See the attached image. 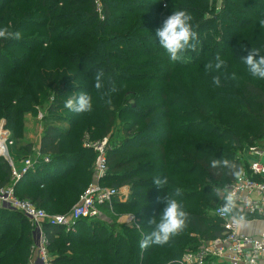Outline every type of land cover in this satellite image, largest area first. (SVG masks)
I'll return each mask as SVG.
<instances>
[{
	"label": "trees",
	"instance_id": "1",
	"mask_svg": "<svg viewBox=\"0 0 264 264\" xmlns=\"http://www.w3.org/2000/svg\"><path fill=\"white\" fill-rule=\"evenodd\" d=\"M5 1L8 2L2 6L4 16H13L15 10L17 15L21 12L17 8L19 3L26 2V25L38 23L40 14L48 16L50 22L70 21L61 28H48L60 32V40L55 43H68L70 40H63V36L84 29L81 37L72 41L75 54H58L74 67L79 63L77 69L84 77L87 71L81 62L96 59L105 46L111 48L105 63L99 64L100 69H105L104 88L98 91L92 84L95 108L91 112H72L56 95H66L69 80L77 83L81 77L68 79L61 69L56 74L46 57L37 56L32 63L34 52L26 54V62L22 63L26 74L16 72L17 84L0 88V123L10 132V141L14 143L10 155L16 166L28 159L21 157L33 156L34 146L26 143L17 147L14 142L13 134L22 123L23 114L14 110L13 103L17 101L25 107V102L26 110L34 113L45 93L50 90L49 99L56 95L42 123L40 157L34 168L15 183L19 199L30 201L51 215L68 214L97 177L95 162L86 158L87 150L82 147L86 135L88 141L110 136L128 105L140 115L137 120L122 123L118 138L113 136L109 140L106 179L100 181L106 188L129 187L127 201L115 198L101 208L100 216L80 220L69 231L63 226L45 225L51 264H180L188 251H197L202 242L222 237L223 221L215 211L225 201L218 190L233 183L237 173L249 172V166L237 158L244 146L264 151V79L253 77L243 62L251 47L264 55V28L260 26L264 0H223L219 13H215L211 0H155L157 6L147 4L146 0H105L104 22L98 21L92 0L84 5L73 0V6L81 8L54 18L51 14L66 0H34L38 8L33 12L29 10L32 0ZM229 8H239L237 13L246 16V20L232 15ZM175 10H185L193 17L191 23L198 39L194 41V50L188 49L184 58L172 61L155 33ZM116 12L121 16H114ZM221 17L229 23H221ZM216 24L221 30L216 38L203 36L207 28ZM110 28L115 30L107 34L105 31ZM14 40L2 39L0 49L21 43ZM23 43L20 45L24 46ZM129 43L139 45L144 53L127 57L134 54L132 46H126ZM217 54L226 66L220 72L210 73L205 65L214 62ZM233 73L234 80L229 78ZM215 75L221 76L219 86L213 84ZM120 81L136 88L116 91L111 94V104L105 103L101 94ZM149 84L164 88L152 90ZM78 89L88 91L85 86ZM14 90L24 93L26 99H19ZM181 105V115L172 112ZM171 119L176 122L171 123ZM185 119L193 121L186 123ZM195 119H204V124ZM220 130L224 132L219 134ZM213 159H227L234 167L212 168ZM157 177H167L165 188L153 183ZM13 185L11 166L0 158V190ZM177 189L181 192L177 199L188 214L185 227L168 243L142 249L140 242L151 231L148 221L158 217L164 207L159 198L167 192L174 194ZM117 211L121 213L115 219L130 215L133 222L117 225L116 220L107 217ZM82 226L85 236L78 237L74 229ZM33 230L20 213L0 207V264H29Z\"/></svg>",
	"mask_w": 264,
	"mask_h": 264
},
{
	"label": "rangeland",
	"instance_id": "2",
	"mask_svg": "<svg viewBox=\"0 0 264 264\" xmlns=\"http://www.w3.org/2000/svg\"><path fill=\"white\" fill-rule=\"evenodd\" d=\"M83 5L85 3V1L87 0H80ZM93 1V4H95V1ZM250 2H253L254 0H249ZM5 2V0H0V27H8L11 31H16L15 29L17 28V26H19V24L21 23V25L18 27L19 31L21 33V38L20 39H15L18 40V42H24L23 45H20L21 43H19L18 45H12V47H10L7 50H4V48L0 49V88L3 86L6 87H13L15 86L17 83V78L16 76V72H19V74H26V66H23L22 63L26 62V54L32 53L34 52L33 58H32V63L36 61V57L40 56V57H46L48 58L51 63V70L54 69V71L56 72V74L60 73L58 72V69H61V74L63 75H68V79L73 78L75 79L73 76L78 75L80 78V81H78L77 83L71 82V80H69L70 82H68L67 84V90L65 92L66 95H64L63 97H59L58 94L57 98L59 99V101L63 102L65 104V101L74 95H78L79 93L83 92V91H79V87L82 90V87L85 86L86 88H88V91H84L83 93H87L92 97V100H94V92L92 89V84H95V80L94 77L97 74V72L99 71H103L105 72V69L103 68H99V64H104L105 60H107V52H111V48L109 46H105L101 51H100V55L97 56L96 59L91 60V61H87V62H81L83 64V66L86 69V73H85V77L83 76L84 73H82L80 70H78L77 66H79V63L75 65V67L70 63V60L68 59H64L61 56H58V54H60L61 52L63 53H71V54H75L77 51L76 46H75V42H72L74 40H78L81 35L84 33V29L82 31H75L72 35L68 34L66 37L63 36L62 39L63 40H70V42L66 43V42H62L61 43H55L56 40H60L59 36H60V32L55 31V30H48V28H50V26H56L58 28H61L62 26H66L69 24L70 21H64L61 23H56V22H50V18L48 16H45L44 14H40L37 18L40 20L38 23H33L32 24H27L26 25V6L25 3H19V6L17 8H19L21 10L20 13H18L16 15V10L13 12V16L12 13H9V15H5L3 14L2 11V6ZM101 4L104 6L105 5V0H100ZM141 3H145V0ZM147 4H152L153 6H157V2L155 0H146ZM212 5L214 6L215 9V13H219L222 9L223 6V0H211ZM73 7V8H72ZM16 8V9H17ZM29 10H31L32 12L35 11V8L37 7V2H34V0H32L29 3ZM75 8H81V7H74L73 6V0H66L64 2H62L61 4H59V7L57 10H54V12L51 14V18H54L55 16H57L60 13H64V12H69V10H75ZM239 8H229L227 11L231 12L232 15L234 16H239V17H243L246 20V16H242L240 14H238L237 12H239L238 10ZM97 10V9H96ZM241 10V9H240ZM98 12V11H97ZM226 15V14H225ZM114 16H121L119 15V13L116 12V15ZM224 16V15H223ZM105 18V14H104V10L102 9V11L100 13H98V21L100 22H104ZM15 21L16 23V27H14V23ZM49 21V23H48ZM99 22V23H100ZM221 23H229V20L226 18L224 19L223 17H221L220 20ZM45 24H49L48 26H45ZM220 24V23H218ZM218 24H216L215 26L209 27L207 28L204 33L203 36H207V37H212V38H216L217 33L221 32L220 28L218 27ZM96 28V25L94 26L93 30ZM115 29H107L105 32L107 34H111L112 31ZM74 35V36H73ZM58 36V37H57ZM75 37H77L75 39ZM45 39V40H44ZM2 39H0L1 41ZM14 40V41H15ZM44 40V41H43ZM218 41V39H217ZM128 48H131L132 46V50L134 51L133 55L128 54L127 57H133L134 55H140L143 54L144 51L142 48H139L137 46L132 45V43H129L126 45ZM75 49H74V48ZM134 48V49H133ZM147 49H149L147 47ZM118 50V52H123V49H116ZM182 58H184V56H182ZM38 62V61H37ZM38 64H41L40 62H38ZM17 69H19V71H17ZM95 72V74H94ZM26 76V75H25ZM184 78H186V76H184ZM189 79V78H188ZM23 84H25L23 82ZM257 84V83H256ZM126 84L123 83L122 81L117 82L115 84V86L117 87L118 91L120 90H134V87H128L125 86ZM150 88L152 90L154 89H160V88H164V86H158V88L154 87L155 85H151L149 84ZM261 85V84H259ZM263 86V85H261ZM264 87V86H263ZM121 91V92H122ZM15 93H17V96L19 99H26V95L20 91H16L14 90ZM49 93H45V97H42L39 105L37 107V111L36 112H32L26 110V105L23 103V106L25 107H20V105L18 104L17 101H15L13 103V107L15 111H21L23 114V117L21 118L22 122L18 129H16L14 131V142L17 145V147H22V144H26V143H30L33 144L34 146V150L33 151V156L30 157L31 159H34V161L37 159V153H38V143H39V139L42 135L43 129H42V123L44 120V117L47 115V107L49 104H51L54 100H56V95L55 97H50V90L48 91ZM1 91H0V95H1ZM48 94V95H47ZM151 94V93H150ZM150 94H148L147 96H149ZM176 97V96H174ZM96 98V97H95ZM96 100V99H95ZM143 106H146L143 105ZM183 105H181L178 109H172V112L176 111V114H180L181 115V111ZM93 108H95V106H93ZM126 110V113H124L123 115H121V118L118 120V125H115L113 132L110 136L100 140V138H97L96 140H91L88 141V136L86 135V139L84 141V143L82 144V147L87 150V155L86 158H91L92 160H94V166L96 168L97 166V160L99 157V151L98 148L103 145L106 141V145H105V152L109 147V140H111V138L113 136H117L119 135V130L121 129V125L124 122H130L133 120H137V118L140 116L139 114L137 115L136 113H134L135 110H133L134 108L131 106H126L124 107ZM127 108V109H126ZM120 117V116H119ZM193 120H189V119H185L186 123H190ZM194 121H197L199 124H204V119H195ZM174 123L176 121H173L171 119V123ZM1 124V123H0ZM205 125H202L201 127L204 129ZM220 127H223L226 129L225 125H221ZM201 128V129H202ZM209 130H211L210 128H208ZM224 129V130H225ZM228 130V129H226ZM224 131L220 130L219 134H222ZM78 134V133H77ZM192 134V133H191ZM116 140V139H115ZM256 147V145H255ZM251 154V149L250 147L246 148V146H244L240 152L237 154V158H239L242 162H244L246 164V166L248 167V159L250 158ZM28 155V154H27ZM22 159L24 158H28L29 156H25V157H21ZM25 160V159H24ZM20 164V163H19ZM106 179V174L100 179V181H102L103 179ZM97 180V179H96ZM95 180V181H96ZM228 186H226L227 188ZM226 188H222L220 190H218V195L220 197H222V192H224L226 190ZM120 190V196H123L124 194H130V188L129 187H122ZM127 201V200H126ZM121 212L117 211L115 214L113 215H107V217L110 219H114L113 221L116 223L117 225H123V223L126 225V220H123L122 223V218L125 216H121L119 219L121 220V222H119V219H115L116 216H118ZM214 214V213H213ZM130 224V223H129ZM127 224V225H129ZM74 232L76 234H78V237H82L85 236V226L82 227H75ZM189 252V251H188ZM32 255L30 257L29 260V264L30 261L32 260V256H33V252H31Z\"/></svg>",
	"mask_w": 264,
	"mask_h": 264
},
{
	"label": "built area",
	"instance_id": "3",
	"mask_svg": "<svg viewBox=\"0 0 264 264\" xmlns=\"http://www.w3.org/2000/svg\"><path fill=\"white\" fill-rule=\"evenodd\" d=\"M94 1L100 13L103 5L100 0ZM106 142L98 148L100 153L96 166L98 181L84 192L78 204L68 214L51 215L30 201L21 200L16 196L15 183L34 168L36 160L25 159L16 166L10 156V147L14 144L10 141V132L3 122L0 124V158L9 162L14 182L13 186L0 190V207L20 213L33 226L35 260H31L30 264H51L49 241L43 229L45 225L63 226L69 231L80 220L100 216L101 208L111 204L115 198L121 201L125 199L124 195L120 196V190L106 188L100 184V179L107 173L104 154ZM250 155L261 158L264 156V151L251 148ZM39 157L38 153L37 158ZM228 193L234 196L237 212L243 216L264 220V164L259 160L252 162L249 172L246 170L240 172L222 195L225 197ZM215 215L223 221L222 237L210 242H202L197 251L185 253L180 264H220V261L227 264H264V233L258 237L242 233L241 224H237L232 216L223 214L222 207L215 211ZM132 221L133 217H129L125 222L127 224Z\"/></svg>",
	"mask_w": 264,
	"mask_h": 264
},
{
	"label": "clouds",
	"instance_id": "4",
	"mask_svg": "<svg viewBox=\"0 0 264 264\" xmlns=\"http://www.w3.org/2000/svg\"><path fill=\"white\" fill-rule=\"evenodd\" d=\"M193 17L185 10H175L168 15L161 25L156 30L155 36L158 37L159 45L165 50L170 60L176 61L182 58L183 53L188 49H195V43L198 39L197 32L193 29L191 23ZM260 26L264 28V19L260 21ZM21 33L18 31H11L8 27H0V39H20ZM243 62L247 67L248 72L253 76L264 79V55L260 54V50L252 48L248 50L247 55L243 57ZM226 66L224 59L219 54L216 55L214 62H209L205 65V70L208 72H220ZM230 79H236L235 73ZM96 90L104 88V72L101 70L97 72L94 77ZM221 76L215 75L213 77V84L219 86ZM118 91L113 84L107 91L101 94V99L105 103L111 104V94ZM67 109L75 113L91 112L93 109L92 97L87 93H79L69 97L64 105ZM212 168H233L234 165L227 159H213L210 161ZM239 175V173H237ZM153 183L160 188H165L168 184L167 177L154 178ZM181 195L179 189L174 194L166 193L159 198V202L164 205L158 217L154 216L148 221L151 226V231L140 242L142 249L148 248L151 245H164L169 242L171 237L180 233L186 224L187 213L183 208L182 203L177 199ZM224 204L222 213L232 216L237 224L243 223V217H236V204L234 196L228 193L224 197Z\"/></svg>",
	"mask_w": 264,
	"mask_h": 264
},
{
	"label": "crops",
	"instance_id": "5",
	"mask_svg": "<svg viewBox=\"0 0 264 264\" xmlns=\"http://www.w3.org/2000/svg\"><path fill=\"white\" fill-rule=\"evenodd\" d=\"M40 142H41V137L39 139V143L38 145H40ZM12 147H10V153L12 152ZM35 151V150H34ZM38 153H39V146H38ZM37 153V154H38ZM11 156V155H10ZM12 159V158H11ZM248 159V166L251 165L252 162L254 161H261L263 164H264V156L259 158V157H256V156H250V158H247ZM13 162V161H12ZM22 162V161H21ZM14 163V162H13ZM21 164V163H20ZM20 164H18L17 166H19ZM97 178H95L96 180ZM94 180V183H96L98 180L95 181ZM93 183V184H94ZM222 195V194H221ZM125 196V199H123L122 201H126L128 199V196L129 194H124ZM222 198L224 199V195H222ZM237 212V211H236ZM238 214H236V217L237 219L243 215H241L239 212H237ZM239 214L241 216H239ZM129 217H132L130 215H126L124 216L121 220H122V223H123V220H126L127 218ZM121 220L119 219V222H121ZM133 222V221H132ZM131 222V223H132ZM130 223V224H131ZM124 224V223H123ZM129 224V223H127ZM126 224V225H127ZM129 224V225H130ZM241 231L242 233L248 235V236H254V237H258L260 236L262 233H264V220L260 219V218H251V217H248V216H243V223L241 224ZM32 261L35 260V256L33 255L32 256ZM264 263V262H263ZM219 264V263H217ZM220 264H227L226 262L224 261H220Z\"/></svg>",
	"mask_w": 264,
	"mask_h": 264
}]
</instances>
